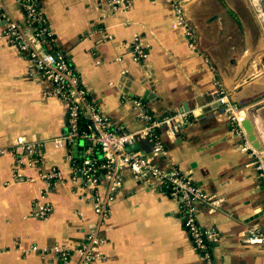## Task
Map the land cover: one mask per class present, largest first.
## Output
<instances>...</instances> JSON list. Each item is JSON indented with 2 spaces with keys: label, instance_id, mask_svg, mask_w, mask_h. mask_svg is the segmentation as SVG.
Instances as JSON below:
<instances>
[{
  "label": "crops",
  "instance_id": "0c3cea01",
  "mask_svg": "<svg viewBox=\"0 0 264 264\" xmlns=\"http://www.w3.org/2000/svg\"><path fill=\"white\" fill-rule=\"evenodd\" d=\"M38 1L53 34L47 47L70 60L113 125L144 128L138 99L158 115L187 114L176 134L169 125L160 129L163 154L155 155L144 136L132 147L162 165H177L223 198L218 208L198 203L199 223L219 236L213 244L217 261L264 264V245L247 240L253 226L264 229V151L242 149L217 87L251 106L249 117L264 146V30L251 0H181L194 44L172 0H130L125 9L113 0ZM4 4L26 27L19 0ZM136 33L148 50L144 61L133 54ZM67 130L68 102L8 40L0 21V149H6L0 154V264H79L74 249L92 227L100 243L91 264H207L193 246L179 202L130 168L101 219L95 204L109 193L108 170L96 185L76 178L73 159L89 148L78 140L57 144ZM19 136L40 143L36 162L24 158L16 166L17 155L9 150ZM45 205L51 207L47 217L37 213ZM35 244L60 245L73 255L64 262L56 251L31 249Z\"/></svg>",
  "mask_w": 264,
  "mask_h": 264
},
{
  "label": "built area",
  "instance_id": "2783aa9c",
  "mask_svg": "<svg viewBox=\"0 0 264 264\" xmlns=\"http://www.w3.org/2000/svg\"><path fill=\"white\" fill-rule=\"evenodd\" d=\"M114 4L129 6L130 0H113ZM176 14L180 23L185 27L190 43L194 44L196 37L193 28L186 19L181 0H172ZM5 0H0V21L4 22V34L8 40L17 46L33 63L34 68L39 70L42 76L53 83L55 94L61 96L68 102V130L62 136L55 138L57 144L63 141L73 143L79 137H83L90 143L88 156L83 158L82 164L78 167L73 164L75 177H82L90 180L93 185L100 182L102 170H108V195L106 199L95 204V211L106 219L109 214V200L115 198L116 191L122 185V172L130 168L135 176L140 179L153 178L160 188L169 196L176 199L180 204L181 217L188 230L193 246L197 252L207 259V264H222L217 261L213 254V244L218 240V233L209 227L202 226L198 221L199 206L218 208L223 198L212 195L205 191L202 186L196 184L177 165L160 164L155 162L153 157H149L142 150L133 148L132 145L139 136L149 138L153 142V153L160 155L165 152V147L156 133L158 129L169 125L173 134L180 131L187 121V114L179 112L166 117H154L141 100H136V105L140 108V117L147 120V124L139 132L128 130L124 125H113L109 118L101 112L98 104L92 99L89 91L82 82L75 67L63 54L53 51L47 47V40L53 37L48 25L47 17L41 11L38 0H19L26 15L27 26H23L16 18L7 11ZM118 6V7H119ZM35 24V28L32 23ZM132 50L135 58L144 61L148 56V50L143 45L142 37L136 33L133 39ZM218 99L230 114L232 128L242 138L243 150H254L248 134L242 124L250 115L251 106L242 105L232 101L221 89L219 84ZM80 114L87 119L86 129L80 130ZM99 147L102 163L94 156L93 148ZM6 149H0V154ZM16 153V166L25 160L28 163L36 162L43 153L41 145L37 141H30L24 136H19L13 143L11 150ZM74 160V159H73ZM261 176L264 183V166ZM18 174V172H17ZM20 175V174H18ZM59 175L57 169L50 172V176L55 178ZM21 177V175L19 176ZM106 200V201H105ZM51 207L41 206L37 213L47 217ZM251 243L264 245V229L253 226L249 230L248 239ZM100 243L98 231L92 227L81 244L74 249L80 255L79 264H91L96 257V248ZM47 253L56 251L61 255L64 262L70 261L73 250L60 245L42 248L38 244L31 247Z\"/></svg>",
  "mask_w": 264,
  "mask_h": 264
},
{
  "label": "trees",
  "instance_id": "16d2710c",
  "mask_svg": "<svg viewBox=\"0 0 264 264\" xmlns=\"http://www.w3.org/2000/svg\"><path fill=\"white\" fill-rule=\"evenodd\" d=\"M35 22L34 23H32V26L35 28ZM53 38V37H52ZM50 37L48 38V40H47V46H50L49 45V43H50ZM143 102V104L147 107V109H148V111L150 112V114H152V115H154V117H157V116H160V117H166V116H169L170 114L169 113H166V114H163V115H158V114H156L154 111H152L150 108H149V106H148V104L145 102V101H142ZM86 121H87V119L86 118H84V116L82 115V114H80V117H79V126H80V130H85L86 129ZM156 133L157 134H159L160 133V129H158L157 131H156ZM78 141H84V143H85V147H89L90 146V143L88 142V140H86L85 138H83V137H79L78 138ZM163 143V142H162ZM163 145H164V147H166V145L163 143ZM93 152H94V156H96L97 158H98V162L99 163H102L103 162V160L101 159V152H100V149H99V147H94L93 148ZM89 154H86V155H83V156H80V157H77V158H74V162H73V164L74 165H76V166H80L81 164H82V161H83V158L84 157H86V156H88Z\"/></svg>",
  "mask_w": 264,
  "mask_h": 264
},
{
  "label": "water",
  "instance_id": "95a60500",
  "mask_svg": "<svg viewBox=\"0 0 264 264\" xmlns=\"http://www.w3.org/2000/svg\"><path fill=\"white\" fill-rule=\"evenodd\" d=\"M145 98H146V100L148 99L147 95H145ZM242 124H243V126H244V128L248 134V137H249V140H250L252 146L256 150L264 151V146L259 139V136L257 134L253 120L250 117H247L245 120H243ZM263 187H264V185H263ZM254 216H258V214L254 215ZM254 216H252L250 219H253Z\"/></svg>",
  "mask_w": 264,
  "mask_h": 264
},
{
  "label": "rangeland",
  "instance_id": "374dc122",
  "mask_svg": "<svg viewBox=\"0 0 264 264\" xmlns=\"http://www.w3.org/2000/svg\"><path fill=\"white\" fill-rule=\"evenodd\" d=\"M253 4L254 14L261 22L262 29L264 30V0H251Z\"/></svg>",
  "mask_w": 264,
  "mask_h": 264
},
{
  "label": "bare ground",
  "instance_id": "6f19581e",
  "mask_svg": "<svg viewBox=\"0 0 264 264\" xmlns=\"http://www.w3.org/2000/svg\"><path fill=\"white\" fill-rule=\"evenodd\" d=\"M120 7L124 8V9L126 8V6H125L124 4H122ZM175 12H176V11H175Z\"/></svg>",
  "mask_w": 264,
  "mask_h": 264
}]
</instances>
